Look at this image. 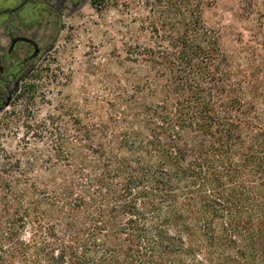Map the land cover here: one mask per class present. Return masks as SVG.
Wrapping results in <instances>:
<instances>
[{
  "label": "trees",
  "instance_id": "trees-1",
  "mask_svg": "<svg viewBox=\"0 0 264 264\" xmlns=\"http://www.w3.org/2000/svg\"><path fill=\"white\" fill-rule=\"evenodd\" d=\"M156 1L175 35L142 50L150 72L109 122L75 137L76 196L44 199L62 220L92 201L94 225L65 241L48 220L27 239L41 223L26 210L0 227V264H264V90L233 70L206 0Z\"/></svg>",
  "mask_w": 264,
  "mask_h": 264
},
{
  "label": "rangeland",
  "instance_id": "rangeland-1",
  "mask_svg": "<svg viewBox=\"0 0 264 264\" xmlns=\"http://www.w3.org/2000/svg\"><path fill=\"white\" fill-rule=\"evenodd\" d=\"M164 10L156 0H87L71 16L66 13L55 49L0 112V227L26 210L41 223L32 227L28 221L20 229L27 239L48 220L65 241L94 225L90 199L76 218L63 220L58 207L44 199L70 202L76 196L75 137L92 124L108 123L110 104L133 94L147 77L150 66L142 50L166 46L176 32L165 26ZM203 18L220 35L246 89L264 90V0H206ZM260 111L264 117V107ZM184 136L193 147L209 144L203 135ZM65 187L71 192L64 193ZM123 238L116 244L126 245Z\"/></svg>",
  "mask_w": 264,
  "mask_h": 264
},
{
  "label": "flooded vegetation",
  "instance_id": "flooded-vegetation-1",
  "mask_svg": "<svg viewBox=\"0 0 264 264\" xmlns=\"http://www.w3.org/2000/svg\"><path fill=\"white\" fill-rule=\"evenodd\" d=\"M82 1L0 0V108L55 49L66 13Z\"/></svg>",
  "mask_w": 264,
  "mask_h": 264
},
{
  "label": "water",
  "instance_id": "water-1",
  "mask_svg": "<svg viewBox=\"0 0 264 264\" xmlns=\"http://www.w3.org/2000/svg\"><path fill=\"white\" fill-rule=\"evenodd\" d=\"M87 2V0H83L80 5L77 8L71 9V11L67 14V16H71L72 14H74L80 7H82L85 3ZM19 90V89H18ZM17 90V91H18ZM12 101V97H10L7 102L5 103V105L0 108V112L3 111L6 107H8L11 104Z\"/></svg>",
  "mask_w": 264,
  "mask_h": 264
}]
</instances>
